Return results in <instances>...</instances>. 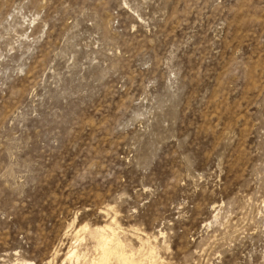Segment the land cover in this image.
<instances>
[{
	"label": "rangeland",
	"instance_id": "obj_1",
	"mask_svg": "<svg viewBox=\"0 0 264 264\" xmlns=\"http://www.w3.org/2000/svg\"><path fill=\"white\" fill-rule=\"evenodd\" d=\"M106 227L133 264H264V0H0V264Z\"/></svg>",
	"mask_w": 264,
	"mask_h": 264
},
{
	"label": "bare ground",
	"instance_id": "obj_2",
	"mask_svg": "<svg viewBox=\"0 0 264 264\" xmlns=\"http://www.w3.org/2000/svg\"><path fill=\"white\" fill-rule=\"evenodd\" d=\"M90 235L94 240L93 242H95V250L97 251V258H93L90 262L87 263L86 261L81 260L82 259L80 257L81 255H79L75 250L71 248H70L71 250H69L66 253L67 258L72 260L75 264H114L113 261L115 260L119 261L122 264H133V261L130 260L131 258H129V256H126V254L122 251L123 246L121 245L122 246L121 247L118 244V242L117 243L115 242L114 240L115 235L113 233V230L106 227L100 231L94 230L93 232L90 233Z\"/></svg>",
	"mask_w": 264,
	"mask_h": 264
}]
</instances>
